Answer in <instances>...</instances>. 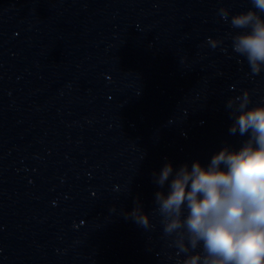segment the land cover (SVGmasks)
Instances as JSON below:
<instances>
[{"label":"clouds","instance_id":"obj_1","mask_svg":"<svg viewBox=\"0 0 264 264\" xmlns=\"http://www.w3.org/2000/svg\"><path fill=\"white\" fill-rule=\"evenodd\" d=\"M251 3L255 10L231 15L230 21L229 9L218 14L240 30L232 35V50L259 75L264 71V0ZM208 43L215 48L221 41L209 38ZM250 102L247 89L227 101L233 117L229 133L248 137L239 150L221 149L206 167L194 161L174 172L166 162L153 173L161 189L154 211L163 234L172 238L177 256L185 254L178 264H264V105L249 107ZM124 216L145 230L154 227L138 200Z\"/></svg>","mask_w":264,"mask_h":264}]
</instances>
